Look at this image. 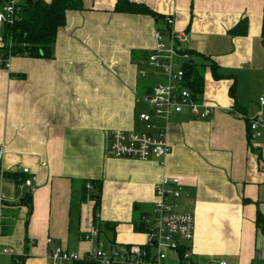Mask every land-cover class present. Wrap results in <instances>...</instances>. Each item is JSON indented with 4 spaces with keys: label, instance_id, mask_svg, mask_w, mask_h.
Listing matches in <instances>:
<instances>
[{
    "label": "crops",
    "instance_id": "1",
    "mask_svg": "<svg viewBox=\"0 0 264 264\" xmlns=\"http://www.w3.org/2000/svg\"><path fill=\"white\" fill-rule=\"evenodd\" d=\"M82 1L67 12L51 58L14 57L0 69V251L13 252L0 260L50 264L58 247L84 255L144 245L137 228L153 211L156 187L177 177L175 211L195 218L191 264H264V137L249 127L264 115V0H129L159 19L119 13V0ZM166 15L187 33L183 48L201 76L197 99L216 111L205 120L188 109L157 119L170 146L164 161L116 158L113 131L157 132L140 115L166 81L149 65ZM23 168L32 187L19 186ZM91 181L102 184L98 208L95 190L84 200ZM178 261L169 252L168 262Z\"/></svg>",
    "mask_w": 264,
    "mask_h": 264
},
{
    "label": "built area",
    "instance_id": "2",
    "mask_svg": "<svg viewBox=\"0 0 264 264\" xmlns=\"http://www.w3.org/2000/svg\"><path fill=\"white\" fill-rule=\"evenodd\" d=\"M27 0H0V31L4 24L13 25L21 18V8ZM164 28L155 32L156 45L149 57V65L160 70L165 76V82L158 83L149 99L152 105L150 113H143L140 119L146 123L148 131H157L155 134L112 132L109 149L116 158H131L141 161L163 160L170 152L166 130H157V119L168 120L185 109L198 119H208L216 111L214 105L199 101L185 86L183 79L185 71L183 64L191 59L190 53L183 48L187 42V33L175 30V19L166 15L162 19ZM9 47H12L10 43ZM5 45L0 44V69H9L14 56L4 52ZM178 58L185 62L181 63ZM142 76L146 72H141ZM264 107V98L260 99ZM254 138L264 137V115L258 113L249 122ZM23 175H30L28 168H23ZM33 179L27 177L20 187H32ZM87 189L93 186L87 184ZM182 194V182L177 177H166L156 187L155 203L152 213L145 218L149 231L147 242L144 245H130L125 249L111 247L108 251L97 249L84 255L70 252L58 247L49 253L50 264H191V251L187 243L194 238L195 218L191 214L175 211V201ZM186 245V246H185ZM184 249L181 254L180 250ZM169 252L179 256V261L169 263ZM13 256L10 249L0 251V256ZM264 262V251L261 252ZM11 264H23V258H14ZM219 264H227L225 261Z\"/></svg>",
    "mask_w": 264,
    "mask_h": 264
},
{
    "label": "trees",
    "instance_id": "3",
    "mask_svg": "<svg viewBox=\"0 0 264 264\" xmlns=\"http://www.w3.org/2000/svg\"><path fill=\"white\" fill-rule=\"evenodd\" d=\"M83 7L82 0H51L50 3L44 0H27L21 8V19L13 25L4 24L2 27L1 44L3 43L5 45V55L11 53L14 56L20 55L21 57L28 58H51L58 32L60 28L66 25L67 12L82 10ZM116 11L119 13L153 15L158 19L160 18L150 9L141 5H135L129 0H119ZM262 38L264 43V20ZM10 43H12L11 48L9 47ZM196 66L190 61H187L183 64L182 69L185 71L183 79L185 86L197 98L196 94L200 92L201 76L199 67ZM232 93L233 90L231 89V95H233ZM20 176L22 179L19 182H24L26 175L20 173ZM90 184L93 186V190L96 191L92 196V200L96 201L98 208L102 184L93 181ZM88 192L87 184H85L84 200ZM146 217L147 214L141 218V226L137 228V231H149L145 221ZM257 228L264 236V219L260 215L257 218ZM183 252L184 249H181L180 253L182 254Z\"/></svg>",
    "mask_w": 264,
    "mask_h": 264
},
{
    "label": "rangeland",
    "instance_id": "4",
    "mask_svg": "<svg viewBox=\"0 0 264 264\" xmlns=\"http://www.w3.org/2000/svg\"><path fill=\"white\" fill-rule=\"evenodd\" d=\"M186 246V245H185ZM0 262L2 263V264H6L7 262H9V260H8V258H1V260H0Z\"/></svg>",
    "mask_w": 264,
    "mask_h": 264
},
{
    "label": "water",
    "instance_id": "5",
    "mask_svg": "<svg viewBox=\"0 0 264 264\" xmlns=\"http://www.w3.org/2000/svg\"><path fill=\"white\" fill-rule=\"evenodd\" d=\"M1 156V155H0Z\"/></svg>",
    "mask_w": 264,
    "mask_h": 264
}]
</instances>
